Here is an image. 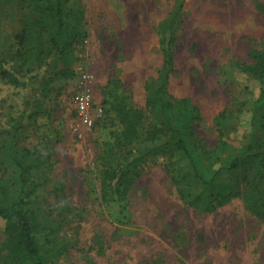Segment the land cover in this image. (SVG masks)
Segmentation results:
<instances>
[{
	"label": "rangeland",
	"instance_id": "1",
	"mask_svg": "<svg viewBox=\"0 0 264 264\" xmlns=\"http://www.w3.org/2000/svg\"><path fill=\"white\" fill-rule=\"evenodd\" d=\"M69 7L83 17L72 62L36 53L24 86L0 77V208L10 211L22 197L13 157L27 168L23 209L44 264H264V215L244 199L259 173L248 162L230 168L231 158L264 151V114L250 110L258 85L235 64L264 48V0H69ZM21 17L16 0H0V59L16 52ZM63 67L73 76L58 77ZM79 94L90 97V125ZM121 99L141 115L132 141L113 110ZM183 100L197 109L185 137L200 173L218 172L208 186L170 144L168 125ZM120 167L130 170L128 192L112 201L106 174ZM4 229L0 217V264H14Z\"/></svg>",
	"mask_w": 264,
	"mask_h": 264
},
{
	"label": "trees",
	"instance_id": "2",
	"mask_svg": "<svg viewBox=\"0 0 264 264\" xmlns=\"http://www.w3.org/2000/svg\"><path fill=\"white\" fill-rule=\"evenodd\" d=\"M17 7L22 13V28L16 34L17 50L9 57L0 59V77L5 84L15 88L24 86L25 76L23 70H33V56L38 53L41 56L54 51L59 58L67 62L71 60L73 45L80 37L78 25L83 20L82 14L70 9L69 0H16ZM47 36V40L44 37ZM251 62H237L236 68L242 75L251 78L258 85V96L252 101L250 110L253 114H264V48L254 49L250 53ZM58 77L69 78L73 72L63 67L57 72ZM244 89L254 95L252 89L245 86ZM164 93L157 91L156 99L161 102L160 110L166 111L168 105L164 102ZM255 96V95H254ZM184 110H178L174 123L170 122L168 127L172 131L171 145L179 150L191 163L194 175L199 178L203 185H211L215 182L218 172L208 176L200 173L199 157L194 152L192 144L185 137L186 133L193 132L192 114L197 110L183 100ZM113 110L121 118L124 125L123 133L125 139L132 141L138 134L140 114L132 111L123 99L114 105ZM264 115L259 116L262 119ZM252 150V145L248 152ZM151 151V150H150ZM12 163L20 171L22 197L13 201L12 209L6 211L0 208V217L5 221L4 232L7 236L11 258L14 264H44L40 246L34 232V223L28 213L23 209L29 197L27 181L24 173L27 171L25 165L19 160L11 157ZM242 162H248L258 174L254 179L247 181L248 193L244 199L247 209L257 215H264V151L237 155L230 159V168L236 169ZM129 169L120 167L106 174L107 191L109 199L118 201L125 197L128 188L122 187L128 182ZM131 182V178L129 179Z\"/></svg>",
	"mask_w": 264,
	"mask_h": 264
},
{
	"label": "built area",
	"instance_id": "3",
	"mask_svg": "<svg viewBox=\"0 0 264 264\" xmlns=\"http://www.w3.org/2000/svg\"><path fill=\"white\" fill-rule=\"evenodd\" d=\"M75 103L85 123L92 124V119L88 115L90 107V97L87 94H79L76 96Z\"/></svg>",
	"mask_w": 264,
	"mask_h": 264
}]
</instances>
